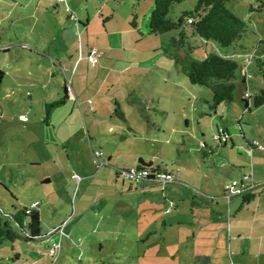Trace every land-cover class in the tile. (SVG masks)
Here are the masks:
<instances>
[{
	"label": "rangeland",
	"instance_id": "rangeland-1",
	"mask_svg": "<svg viewBox=\"0 0 264 264\" xmlns=\"http://www.w3.org/2000/svg\"><path fill=\"white\" fill-rule=\"evenodd\" d=\"M56 1L57 6L53 0H0V69L5 74L0 86V219L9 220L11 230L19 233L8 216L12 205L32 207L38 202L42 221L41 238L3 241L0 264H195V246L178 244L176 229L172 238L164 239L169 232L163 235V220L173 215L164 210L171 204L176 214L191 219L197 211L200 219L197 215L195 220H205L201 215L214 210L205 202L198 209L200 201L192 200L196 187L207 189L208 183L222 192L225 179L238 177L229 175L231 164L251 162L246 138L264 131V104L253 105L264 90V77L249 61L258 46L264 48V0L230 2L229 8L247 25L233 45L188 39L190 58L217 53L240 65L232 80V101L215 109L211 89L191 83L175 63V55L186 53L170 45L177 32L147 35L154 0ZM194 4L175 3L169 16L177 19ZM106 30L114 42L109 64L102 68L89 62V49L84 48L89 34L94 44L104 45L100 50L109 47L100 34ZM99 56L97 51V58H105ZM84 59L90 69L87 77L83 72L79 78L85 67L77 66ZM72 63L77 80L82 85L87 80L91 88L87 102L96 114L88 107L82 110L81 100L62 101L64 85L73 80ZM66 65L67 71L62 68ZM128 65L132 70L122 72ZM137 67L142 70L135 72ZM115 96L123 114L115 111ZM221 127L229 134L225 141L219 138ZM251 144L264 150L257 139ZM139 160L160 166L172 176L163 184L177 187L144 189L147 180L124 173ZM247 175L252 190L256 184L251 173ZM152 205L157 211L149 210ZM222 206L227 210V203ZM151 226L156 237L144 239ZM53 241L58 247L50 254ZM16 252L21 259L14 261ZM227 256L217 263L264 264V252L257 257Z\"/></svg>",
	"mask_w": 264,
	"mask_h": 264
},
{
	"label": "crops",
	"instance_id": "crops-1",
	"mask_svg": "<svg viewBox=\"0 0 264 264\" xmlns=\"http://www.w3.org/2000/svg\"><path fill=\"white\" fill-rule=\"evenodd\" d=\"M55 5L57 6L58 2L56 0ZM52 2V1H51ZM67 2V0H66ZM72 5L74 3L72 2ZM69 6H67L68 8ZM71 10L72 8L69 7ZM73 11V10H72ZM74 12V11H73ZM79 18V17H78ZM81 21V20H80ZM89 26V25H88ZM87 23H85V31L87 34ZM100 34L104 35V43L105 45L109 47H103L104 50H100L102 46H98L93 43L90 34L88 38L86 37V47L84 49L88 50L89 53L92 48L95 47L99 53V57H105L103 60H100L99 58L96 59V61H92L93 63H100L101 67L104 68L105 65H108L109 56L112 54V43L114 42L109 37H106V34L109 35L108 31H102ZM99 34V35H100ZM147 35H155V34H147ZM147 35H143V37H146ZM159 35V34H158ZM143 39H139L138 41H142ZM204 42H207L203 39ZM117 45V43H116ZM118 46H121L118 45ZM121 47L117 50L120 51ZM107 52V53H106ZM193 52V51H191ZM88 53V54H89ZM171 51V54H175ZM87 54V56H88ZM103 54V55H102ZM186 55V53H185ZM184 55V56H185ZM70 59H74V55H71L69 57ZM108 58V59H106ZM55 60V59H54ZM88 60V59H87ZM86 59L81 60V62L78 64L77 69L79 66L84 63L83 71L79 70V78L82 77L83 72H87L90 69L91 63H88ZM62 62V59L60 60V63ZM90 62V61H89ZM127 64L130 62L126 61ZM163 62V61H162ZM75 63V60H74ZM74 63H72V66L74 67ZM66 65L65 67L62 66L63 70L67 71ZM77 69L75 67L73 68V77L72 81L68 82L67 85H64V87L69 86L71 91L66 94L67 98L66 100H81L78 104L82 107V110L84 108L87 110V107L89 111H93L94 114H96V108L88 106L87 102V94L91 90V88H87V80L85 83L78 81L76 78ZM132 70L130 69L129 65L123 67L122 72H126ZM142 70L140 67H137L134 71L140 72ZM242 75V74H241ZM110 78L107 77L106 80ZM244 79L241 77V80ZM82 81V80H81ZM108 81H105L100 83L99 89H105L106 83ZM244 81L242 80V83ZM247 84V80L245 81ZM89 84V83H88ZM108 85V84H107ZM100 93V92H99ZM65 95V93H64ZM108 96V95H107ZM130 96V95H129ZM127 100H130L127 98ZM114 105L122 111V105L121 101L118 99L117 96L113 97L112 99ZM91 103V102H90ZM228 103V102H227ZM118 104V105H116ZM223 104V103H221ZM219 104V105H221ZM229 104V103H228ZM218 105V106H219ZM115 107V108H116ZM108 112H111V109H108ZM123 112V111H122ZM220 129H225L224 127H221ZM227 131V129H225ZM245 132V131H243ZM246 135V134H245ZM247 136V135H246ZM259 140L262 144H264V131L257 133V137H247L246 141L248 144L249 149L251 150V162H240L238 161L236 164H231L230 168H228L229 175L231 177L237 175L238 177H233L230 180L233 179H240L243 175L251 173L253 176V181L256 184V187L251 190V194L254 195L253 199L249 201L248 203H243L242 197L243 195H236L232 196L231 198L226 197V193L223 189V186L226 182L230 181L228 179H225V183L222 186V192H218L216 189L213 190L208 185V180H206L205 188L207 189H199L196 187V193L192 194V200L195 198L200 201L199 203V210L201 209L203 202L208 203L212 207V212L214 214L210 215L208 213L202 214L201 217L205 218L203 216L206 215V219L203 221H198L200 219V212L198 215V219H196L197 215L196 212H193L192 218L188 219L186 215L176 214L174 213V207H171V204L167 208H165V213H173V215H170L169 217H166L163 220V235L167 233L166 236H164V239L172 238L171 231L176 229L174 232V236L178 242V244H182L183 242H190L195 247L192 250V258H194V261H196L195 264L199 262V264H218L217 262H222L228 257L230 258L233 256H243V257H257L262 252H264V150L257 149L255 146H253L252 140ZM226 144V143H225ZM250 152V153H251ZM253 159V160H252ZM239 167L240 169L238 171L234 170V167ZM248 167L247 170H242V168ZM182 176V175H181ZM91 177V176H89ZM92 178V177H91ZM179 180H181L184 183H188L186 179H182L178 177ZM205 178H209L205 176ZM227 178V177H226ZM95 178L91 179V182H94ZM176 182L177 178L175 177ZM151 181H148L145 186H143L144 189L149 190V188L152 187H163V188H169L172 190V187H177L175 185L171 184H163L165 182L156 181L157 184L154 186H151ZM140 185V184H138ZM196 186V185H195ZM213 186V185H212ZM165 202L168 200L173 202V198H166L164 197ZM226 201V202H225ZM227 203V210L225 207L222 206V204L225 205ZM215 205V206H214ZM175 206V205H174ZM155 212V206L149 207V210ZM157 211V210H156ZM144 216V215H143ZM145 222L146 219L144 218ZM227 221V224H226ZM42 222V221H41ZM154 222V220H153ZM152 222V223H153ZM147 225V223H146ZM150 228H152L150 230ZM156 231L153 229V226L149 227V232L145 235L144 239H151L153 236L156 237ZM252 244L254 246L252 247ZM20 260V259H19Z\"/></svg>",
	"mask_w": 264,
	"mask_h": 264
},
{
	"label": "trees",
	"instance_id": "trees-1",
	"mask_svg": "<svg viewBox=\"0 0 264 264\" xmlns=\"http://www.w3.org/2000/svg\"><path fill=\"white\" fill-rule=\"evenodd\" d=\"M181 1L183 0H154L148 19V33L158 35L171 31L177 32V37L171 38L170 45L176 50L185 49L186 55L183 57L175 55V63L191 83L207 86L211 89L213 101L211 106L215 109L221 103L232 101L235 89L232 80L235 78V73L240 65L235 59L217 53H210L202 60H194L189 57L192 47L188 39L201 38L206 41H214L223 47H229L242 37L247 25L229 8L232 0H195L191 10L182 12L177 19H172L169 16L170 9L175 3ZM263 42L264 40L260 41V43ZM257 48V51L250 55L249 61L255 63L258 72L264 77V48L259 46ZM4 75L0 69V86ZM242 77L246 78L245 72ZM242 80L244 81V79ZM64 93L62 101L67 98L66 86ZM243 100L245 108L249 107L248 100L246 98ZM263 104L264 90L256 95L253 100L255 107ZM53 105L55 104L50 106ZM115 111L123 114L118 107ZM133 170L135 172H147L148 175L145 180L152 183L158 181V177L151 175L153 172H156V175L165 173V170H162L160 166L153 167L151 164H144L142 160H139ZM253 197L254 195L251 193L244 194L243 203H248ZM36 203L35 207H26L16 203L12 205L13 210L8 216L20 231L16 233L11 230L9 220L0 219V245L6 239L14 240L21 237L25 241H33L41 238V215L37 208L39 203ZM0 212L3 211L0 209ZM52 231L50 230V232ZM19 259H21V254L19 252L14 253L13 260Z\"/></svg>",
	"mask_w": 264,
	"mask_h": 264
},
{
	"label": "built area",
	"instance_id": "built-area-1",
	"mask_svg": "<svg viewBox=\"0 0 264 264\" xmlns=\"http://www.w3.org/2000/svg\"><path fill=\"white\" fill-rule=\"evenodd\" d=\"M64 2L65 0H59ZM67 11L69 12L71 17H75V14L72 12L70 8H67ZM97 50L96 48H92L90 50V53L88 55L89 61H96L97 59ZM69 90V87L67 86V91ZM229 136L227 131L221 130L219 134L220 141H225L226 138ZM256 143V142H255ZM101 154V152H99ZM124 173L130 177H141V178H146L148 173L147 172H135V170L131 169L128 171H124ZM157 180L161 182H166L171 180L172 176L170 174H165V173H158L156 175ZM79 178V177H78ZM139 179V178H137ZM224 191L226 193V197L229 199L232 196L236 195H244L247 193H250L251 187L249 186V180H248V175L245 174L242 176L241 179H233L224 184ZM37 205L36 202L32 203V206L35 207ZM58 247V244L56 242H53L51 247L49 248V253L50 254H55V251Z\"/></svg>",
	"mask_w": 264,
	"mask_h": 264
},
{
	"label": "water",
	"instance_id": "water-1",
	"mask_svg": "<svg viewBox=\"0 0 264 264\" xmlns=\"http://www.w3.org/2000/svg\"><path fill=\"white\" fill-rule=\"evenodd\" d=\"M229 103V102H228Z\"/></svg>",
	"mask_w": 264,
	"mask_h": 264
}]
</instances>
